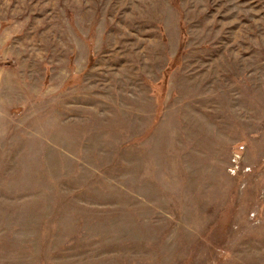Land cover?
Returning <instances> with one entry per match:
<instances>
[{"label":"rangeland","instance_id":"obj_1","mask_svg":"<svg viewBox=\"0 0 264 264\" xmlns=\"http://www.w3.org/2000/svg\"><path fill=\"white\" fill-rule=\"evenodd\" d=\"M0 264H264V0H0Z\"/></svg>","mask_w":264,"mask_h":264},{"label":"built area","instance_id":"obj_2","mask_svg":"<svg viewBox=\"0 0 264 264\" xmlns=\"http://www.w3.org/2000/svg\"><path fill=\"white\" fill-rule=\"evenodd\" d=\"M238 156V155H237Z\"/></svg>","mask_w":264,"mask_h":264}]
</instances>
